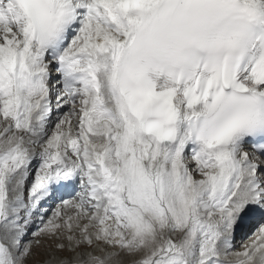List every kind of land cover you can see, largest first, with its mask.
I'll return each instance as SVG.
<instances>
[{
  "label": "snow or ice",
  "instance_id": "obj_1",
  "mask_svg": "<svg viewBox=\"0 0 264 264\" xmlns=\"http://www.w3.org/2000/svg\"><path fill=\"white\" fill-rule=\"evenodd\" d=\"M0 264H264V0H0Z\"/></svg>",
  "mask_w": 264,
  "mask_h": 264
},
{
  "label": "bare ground",
  "instance_id": "obj_2",
  "mask_svg": "<svg viewBox=\"0 0 264 264\" xmlns=\"http://www.w3.org/2000/svg\"><path fill=\"white\" fill-rule=\"evenodd\" d=\"M237 237H239V234L237 235ZM244 238H242V240L240 242H236L237 246H239L241 243L245 242L246 240H243Z\"/></svg>",
  "mask_w": 264,
  "mask_h": 264
}]
</instances>
